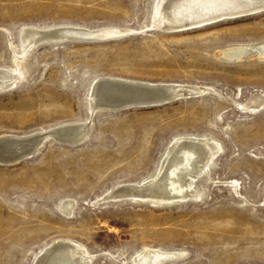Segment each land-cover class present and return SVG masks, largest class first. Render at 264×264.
Masks as SVG:
<instances>
[{
	"label": "rangeland",
	"instance_id": "rangeland-1",
	"mask_svg": "<svg viewBox=\"0 0 264 264\" xmlns=\"http://www.w3.org/2000/svg\"><path fill=\"white\" fill-rule=\"evenodd\" d=\"M154 3L0 0V68L20 71L0 91V136L86 121L96 77L200 91L159 107L99 111L85 143L50 141L33 158L0 164V264H33L56 239L83 245L89 264H132L144 248L179 253L159 264H264V11L168 32L151 26ZM61 25L132 33L21 51L24 27ZM233 46L248 53L233 63L216 55ZM185 136L220 146L195 181L197 200L96 203L118 185L149 179L167 145ZM69 200L66 217L57 207Z\"/></svg>",
	"mask_w": 264,
	"mask_h": 264
},
{
	"label": "bare ground",
	"instance_id": "bare-ground-1",
	"mask_svg": "<svg viewBox=\"0 0 264 264\" xmlns=\"http://www.w3.org/2000/svg\"><path fill=\"white\" fill-rule=\"evenodd\" d=\"M261 8H264V0H155L150 23L153 28L157 27L168 32H186L224 20L246 17L248 15L244 14ZM130 33H132L130 30L118 27L89 29L72 25L30 26L21 30L20 45L21 51H27V54L41 44H59L72 40L88 43L95 40L105 42L109 39H120ZM257 52L259 58L264 60V45L259 46ZM245 53V47L233 46L219 51L216 55L233 63L241 60ZM19 76L18 67L0 68V91L14 87ZM192 89L177 83H150L118 77H96L89 88L87 105L89 117L87 116L86 121L66 123L23 135L4 134L0 136V159L6 162L8 159L22 155L26 156L25 160L33 158L41 153L50 141L67 146L81 145L89 138L90 120L96 112H116L123 106L160 102L164 97L186 98L191 94L200 93ZM219 152L218 142L205 136L176 137L165 148L149 179L137 184L118 185L95 202L117 201L118 203L132 200L163 207L197 200L199 196L194 190L195 181L207 173ZM74 207V202L69 200L61 203L57 208L63 216L70 217ZM41 249L33 264H89L85 247L69 239H56ZM178 255L179 253L176 252L144 248L134 259L132 258V264H159L163 259Z\"/></svg>",
	"mask_w": 264,
	"mask_h": 264
},
{
	"label": "water",
	"instance_id": "water-1",
	"mask_svg": "<svg viewBox=\"0 0 264 264\" xmlns=\"http://www.w3.org/2000/svg\"><path fill=\"white\" fill-rule=\"evenodd\" d=\"M262 11H264V8H261V9H259L257 11H254V12H251V13H247V14H244V15H251V14L253 15V14H257V13L262 12ZM109 40H112V39H109ZM96 41L98 42L99 40H95V42ZM43 43H45V42H43ZM246 53H248V52L246 51ZM190 96H192V95H190ZM182 98H184V96H182L180 98H178V97H176V98L164 97V99L162 101H160V102L157 101V102H151V103H139V104H133V105H130V106H127V107L126 106H123L120 109H117L116 112L117 111H124V110H127V109H135V108L159 107V106L167 105V104H169L171 102L177 101V100L182 99ZM3 140H5V139H3ZM25 159H26V156L23 157V155L22 156H19V157H16L15 156L12 159H8L6 162H3L2 161V158H1L0 159V163L1 164H4V165H11V164H15V163L22 162Z\"/></svg>",
	"mask_w": 264,
	"mask_h": 264
}]
</instances>
